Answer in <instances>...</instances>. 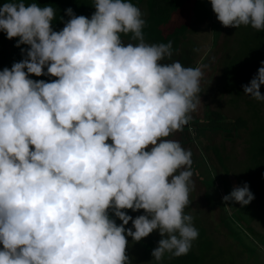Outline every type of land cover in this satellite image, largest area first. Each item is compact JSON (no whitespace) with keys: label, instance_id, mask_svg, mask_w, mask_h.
Listing matches in <instances>:
<instances>
[{"label":"clouds","instance_id":"1","mask_svg":"<svg viewBox=\"0 0 264 264\" xmlns=\"http://www.w3.org/2000/svg\"><path fill=\"white\" fill-rule=\"evenodd\" d=\"M209 2L224 27L264 31V0ZM93 6L91 18L68 8L60 31L51 6H0V31L29 46L0 70V264H131L127 238L154 231L161 261L187 255L199 237L185 213L192 152L168 138L201 103L203 67L164 63L172 43L145 41L131 0ZM261 65L243 93L264 102ZM45 75L56 79L29 78ZM254 198L245 183L222 199L243 207Z\"/></svg>","mask_w":264,"mask_h":264},{"label":"rangeland","instance_id":"2","mask_svg":"<svg viewBox=\"0 0 264 264\" xmlns=\"http://www.w3.org/2000/svg\"><path fill=\"white\" fill-rule=\"evenodd\" d=\"M140 9L144 18L147 14L145 1ZM181 24H186L187 28L180 46L173 52L171 60L166 58L163 62L179 61L185 67H192L193 62H197L195 67H203L205 73L200 82V105L191 113L189 124L168 138L178 140L192 152L191 170L195 188L190 192L191 204L185 213L193 216L194 226L204 228L215 250L221 249L234 258V264H264V241L260 240L262 236L264 238V208L258 206L255 198L243 207L235 202L226 206L222 199L234 187L248 184L252 173L247 152L249 129L258 124L242 100L233 101V96L220 90L221 69L223 61L232 52L235 30L224 27L217 20L209 0H185L162 26V31L168 33ZM121 39L125 44L136 43L124 37ZM211 111H218L225 118L243 117L247 119V129L233 132L206 127L208 120L205 115H210ZM260 115L264 116V104ZM215 146L219 148L228 172L219 163L213 151ZM212 181L216 189L212 188ZM141 214H144L143 210L136 212V216ZM148 237L153 239L151 249H147L142 242L128 240L126 251L131 264H148L155 260L151 253L158 246L161 236L154 231ZM148 237L143 239L144 243L149 241ZM169 257L170 254L166 253L162 260Z\"/></svg>","mask_w":264,"mask_h":264},{"label":"trees","instance_id":"3","mask_svg":"<svg viewBox=\"0 0 264 264\" xmlns=\"http://www.w3.org/2000/svg\"><path fill=\"white\" fill-rule=\"evenodd\" d=\"M145 1L147 8V16L143 33L145 41L152 43H172V52L176 51L180 45L181 37L184 30L187 28L186 24H181L168 33L162 31V26L165 25L172 17L173 13L178 10L185 2V0H131L137 7ZM9 0H0V6ZM26 4L35 2L40 7L51 6L55 10V19L52 22L54 31H60L64 27V22L70 17L67 16L66 10L72 8L73 12L79 16L91 18L95 8L93 0H25ZM236 38L232 52L223 61L221 69V86L220 90L232 97L233 101L242 100L251 115L257 120V126L249 129L248 142V156L250 159V168L252 173L249 176L247 183L250 191L253 193L255 200L260 208H264V116L260 115V108L264 102L256 101L243 93V86L248 85L253 77L257 74L258 68L261 67V62L264 61V31H256L251 26H240L234 28ZM121 37L131 40V34L121 35ZM18 38L12 40L7 39L6 33L0 31V70L3 68H11L13 63L19 62L26 57V52L22 53L21 49H27L29 46L21 45L16 47ZM193 62V66L195 67ZM46 72V68L44 70ZM34 80H45L51 82L56 79L51 76H30ZM261 95H264V85L260 87ZM208 120L206 127L229 129L231 131H238L239 129H247V119L243 117L225 118L223 114L218 111H211L210 115H205ZM200 130V128H198ZM230 134V133H229ZM111 143V141H108ZM213 151L219 161L224 167L222 157L218 147H213ZM215 173H217L215 171ZM213 189L216 186L211 183ZM128 215L133 218L136 212L126 210ZM111 218L116 220L119 225L122 223L118 218H115L110 213ZM201 226V225H200ZM126 228L132 227L131 221ZM199 231V237L193 242L192 248L187 255L181 257H170L167 260L155 261L152 260L148 264H223L227 262L234 264V258L228 256L226 252L221 249H214L213 242L205 233L204 228L195 226ZM134 230V229H133ZM147 243L143 239L138 243H143L147 249L153 248V239L148 237ZM260 239L264 241L263 236ZM133 241L131 237L127 238ZM2 247V245H0ZM228 257V258H226ZM222 259V262L221 260Z\"/></svg>","mask_w":264,"mask_h":264},{"label":"crops","instance_id":"4","mask_svg":"<svg viewBox=\"0 0 264 264\" xmlns=\"http://www.w3.org/2000/svg\"><path fill=\"white\" fill-rule=\"evenodd\" d=\"M140 6H141V4H140ZM140 6H139V8H140ZM146 9H147V8H146ZM146 16H147V14H146ZM146 16H145V17H146ZM145 17H144V18H145ZM180 43H181V41H180ZM179 46H180V45H179Z\"/></svg>","mask_w":264,"mask_h":264},{"label":"water","instance_id":"5","mask_svg":"<svg viewBox=\"0 0 264 264\" xmlns=\"http://www.w3.org/2000/svg\"><path fill=\"white\" fill-rule=\"evenodd\" d=\"M187 126V125H186Z\"/></svg>","mask_w":264,"mask_h":264}]
</instances>
